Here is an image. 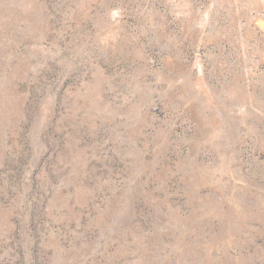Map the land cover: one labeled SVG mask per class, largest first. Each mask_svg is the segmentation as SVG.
<instances>
[{
  "label": "rangeland",
  "instance_id": "rangeland-1",
  "mask_svg": "<svg viewBox=\"0 0 264 264\" xmlns=\"http://www.w3.org/2000/svg\"><path fill=\"white\" fill-rule=\"evenodd\" d=\"M0 264H264V0H0Z\"/></svg>",
  "mask_w": 264,
  "mask_h": 264
}]
</instances>
